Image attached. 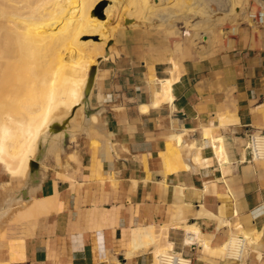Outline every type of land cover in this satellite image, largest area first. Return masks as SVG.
<instances>
[{
    "label": "crops",
    "instance_id": "1",
    "mask_svg": "<svg viewBox=\"0 0 264 264\" xmlns=\"http://www.w3.org/2000/svg\"><path fill=\"white\" fill-rule=\"evenodd\" d=\"M205 12L119 27L67 128L44 129L20 175L0 161V264H152L170 246L193 264H264V157L249 148L264 135V0Z\"/></svg>",
    "mask_w": 264,
    "mask_h": 264
},
{
    "label": "bare ground",
    "instance_id": "2",
    "mask_svg": "<svg viewBox=\"0 0 264 264\" xmlns=\"http://www.w3.org/2000/svg\"><path fill=\"white\" fill-rule=\"evenodd\" d=\"M67 2L69 0H0V159L8 165L12 176L22 174L34 155L38 137L44 129L41 138L46 139L52 123L69 117L74 107L82 108L90 66L97 64V57H108L97 55L98 51L94 50L95 54L89 55L91 60L83 72L79 66V59L85 53L81 36L87 30L84 25L88 24L86 19L91 2L77 0V13L72 8L69 18L59 21V26H53L52 23L56 21L54 15L66 10ZM152 8L149 12H152ZM134 12L125 9V19H131V23L137 22L139 16ZM74 13L79 17L76 24L72 20ZM43 41L45 46L37 45ZM47 41L52 42L51 46L47 45ZM68 41L72 45L67 53L71 54L73 50L75 55L71 60L63 55L61 48ZM179 77L180 70L175 65L171 76L160 82L155 105L171 97L173 83ZM57 113L65 115L55 118ZM177 137L181 144L182 137ZM262 141L264 143V138ZM44 198L27 205L28 208L19 217L39 214L45 207ZM194 239L192 233L187 242L191 243ZM167 249L156 250L152 264H158V256ZM169 249H172L171 246Z\"/></svg>",
    "mask_w": 264,
    "mask_h": 264
},
{
    "label": "rangeland",
    "instance_id": "3",
    "mask_svg": "<svg viewBox=\"0 0 264 264\" xmlns=\"http://www.w3.org/2000/svg\"><path fill=\"white\" fill-rule=\"evenodd\" d=\"M73 1L69 0V2L65 4L66 5L65 11L60 12L57 15H54L57 22L56 21H55L56 23L53 22L52 23L53 26H59L60 25L59 21H64L67 18H69L70 14L72 13V8L73 10L76 11L75 13H77V11L79 10V5H78L79 2H77V0H73ZM89 1L91 2V9L89 11L88 18L86 19L88 24L84 25L87 26L86 27L87 30L83 32L81 36V40L85 48V53L79 59V66L82 68L83 72L86 70L89 60H91L89 55L95 54L94 50L98 51L97 55L100 54H103L104 56L108 55L107 51L115 38L116 30L119 27L124 26L125 24L124 23L126 18L124 15L125 9H129V10L132 9L133 12L136 11L134 13L136 16H139V20L137 22L138 25L139 24L160 25L162 27H165L168 26L169 24H173V22L176 19H180L182 15H184L187 11H193V22L197 20H203L206 15L205 8L207 3V0H106L107 5L102 11L104 15L103 17H99L95 13V9L97 8V6H99L101 1L103 0H89ZM50 3L53 4L54 1ZM136 8L137 10H135ZM151 8H152V12H149L151 11ZM139 11L141 13H139ZM77 18L79 17L75 14L72 18L74 24L78 23L77 21L79 19ZM176 36H177L176 37L177 41L183 43V39H182L183 33L181 32V34H177ZM38 44L41 46L46 45L45 41L38 42L37 45ZM48 44H50L51 46L52 42L47 41V45ZM71 45L72 43L68 41L61 46L63 50V55L65 57L67 56V58H70L69 60H71L73 56L75 57V55H73L72 52L73 50L71 51V54L69 52L67 53V49ZM82 105L84 106L83 103ZM82 113L83 112H81L80 115L84 116ZM62 115L64 116L65 114L57 113V116L55 118H59ZM36 157H37V152L33 159H35ZM0 165L1 168L5 169L8 172V169L5 164L0 163Z\"/></svg>",
    "mask_w": 264,
    "mask_h": 264
},
{
    "label": "built area",
    "instance_id": "4",
    "mask_svg": "<svg viewBox=\"0 0 264 264\" xmlns=\"http://www.w3.org/2000/svg\"><path fill=\"white\" fill-rule=\"evenodd\" d=\"M264 135L261 131L255 130L250 133L249 148L254 158L264 157V143L262 141ZM234 244L231 243L233 254L238 258L244 253L245 239L244 237H234ZM232 239V242H233ZM192 245V243H190ZM158 264H193V258L183 252L176 251L173 248L167 249L158 256Z\"/></svg>",
    "mask_w": 264,
    "mask_h": 264
},
{
    "label": "water",
    "instance_id": "5",
    "mask_svg": "<svg viewBox=\"0 0 264 264\" xmlns=\"http://www.w3.org/2000/svg\"><path fill=\"white\" fill-rule=\"evenodd\" d=\"M107 5V1L103 0L101 1V3L99 4V6H97V8L95 9V13L99 16V17H103V9L105 8V6ZM131 23V19H125V25H128ZM103 56H99L97 57V63H100L103 60ZM96 74H97V64L91 65L89 68V74H88V78H87V83L85 85V89H84V97H83V104L87 103V100L89 98V95L92 91L94 82H95V78H96ZM78 107H74L71 110L70 116L67 117L66 119H63L62 121H56L54 123H52L49 127V133L52 132H60L64 129L67 128L70 119L75 115V112L77 110Z\"/></svg>",
    "mask_w": 264,
    "mask_h": 264
}]
</instances>
